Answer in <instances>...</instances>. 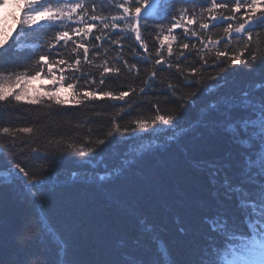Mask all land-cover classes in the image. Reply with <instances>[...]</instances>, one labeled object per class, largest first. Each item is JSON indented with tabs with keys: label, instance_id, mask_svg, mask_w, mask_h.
Masks as SVG:
<instances>
[{
	"label": "trees",
	"instance_id": "1",
	"mask_svg": "<svg viewBox=\"0 0 264 264\" xmlns=\"http://www.w3.org/2000/svg\"><path fill=\"white\" fill-rule=\"evenodd\" d=\"M104 8L110 10L107 3ZM170 22L171 15L150 23L146 34L150 50L158 47L159 26ZM209 34L219 38L223 32L218 28ZM50 35L44 29L31 33L25 37L26 48H10L0 54V67L22 71L27 66L35 71L33 61L46 51L39 46ZM259 35L264 51V31ZM124 43L121 54L132 62V47L137 52L143 50L134 37ZM174 51H178L175 45ZM115 55V50L109 52V66L120 67L123 75L109 77L117 81L110 90H127L129 85L137 89L124 102L104 99L79 106L48 107L49 101L43 105H0V127L37 129L27 146L19 140L13 146L10 137L0 135V145L5 146L0 171H7L12 166L9 161L15 160L43 180L35 195L29 193L22 175L0 185V264H196L207 235L202 218L217 207L206 163L228 164L230 174L239 179L241 159L238 146L206 121L208 105L220 97H239L264 80V65L201 69L204 78L200 85L178 90L186 97L196 91L181 108V101L167 90L169 82L183 83L181 73L163 66L146 95L139 93V87L150 75L151 63L138 64L139 75L130 74L122 61L113 60ZM193 61L199 68L202 62L194 53L189 63ZM85 70L98 77L97 69L85 66ZM114 103L117 106L113 107ZM153 104H159L162 114L177 117L175 128L157 125L147 132L114 133L94 153L80 154L86 141L107 136L113 117L121 128L136 127L132 121L137 119L150 122L156 111ZM121 106L124 112H120ZM223 118L219 112L207 117L212 121ZM18 135L28 138L27 134ZM173 135L175 142L170 141ZM32 147L39 149L38 158L31 154Z\"/></svg>",
	"mask_w": 264,
	"mask_h": 264
},
{
	"label": "snow or ice",
	"instance_id": "2",
	"mask_svg": "<svg viewBox=\"0 0 264 264\" xmlns=\"http://www.w3.org/2000/svg\"><path fill=\"white\" fill-rule=\"evenodd\" d=\"M104 3L109 5L107 12ZM104 3H98V0H20L16 6L21 8L22 17L15 27L8 29L0 24V54H6L10 48H26L25 37L38 29L47 30L51 35L39 46L46 51L33 61L35 71L27 66L22 71L0 67V105L12 102L43 105L49 101L48 107L52 104L79 106L104 99L124 102L137 89L129 85L127 90H110L117 81L109 77L123 75L120 67L109 66L108 56L112 50L116 51L113 60L122 61L130 74L139 75L138 64L151 63L152 71L139 87V93L147 95L154 88L163 66L181 73L182 84H167V90L181 101V108L183 101L196 95V91L189 92L186 97L182 92L178 94V90L200 85L204 78L201 69L207 71L208 67L225 64L230 67L243 64L250 69L257 64L264 65L259 35L264 31V0H184L183 3L180 0H104ZM5 6L6 0H0V8ZM169 15L171 22L166 26L161 24L156 33L158 47L150 50L146 39L150 23L167 19ZM218 28L223 32L219 38L209 34ZM178 29H182V33H178ZM133 37L143 51L137 52L133 46V61L130 62L121 53L124 42ZM192 38L196 42H192ZM174 45L178 51H174ZM193 53L202 62L199 68L194 66V61L189 63ZM101 56L104 58L98 61ZM85 66L97 69L98 77L90 75ZM37 81L41 84L47 81L52 87L41 89L36 86ZM258 92L261 95H256ZM62 93L70 94L72 100L62 99ZM168 99L165 95L164 100ZM128 107H131L130 103ZM153 107L156 111L151 121L134 120V128H121L113 117L107 136L86 141L80 146V154L94 153L114 133L123 136L147 132L150 126L153 130L157 125L176 127V116L162 114L159 104H153ZM124 111L121 106L120 112ZM217 112L224 117L222 120L207 119ZM207 117L208 123L219 128L238 146L241 159L239 179L230 174L228 164L206 163L217 207L202 218L207 235L196 264H222V251L237 236L245 238L250 255L256 257L247 264H264V80L241 92L239 97H220L212 101ZM34 133L37 129L32 126L0 127V135L10 137L13 146H17L18 140L24 146L31 144ZM18 134H27L28 138L21 139ZM170 141L175 142L176 137L171 136ZM4 149L5 146L0 145V156ZM19 150L23 152L24 147ZM31 154L38 158L39 149L32 147ZM9 163L11 168L0 171V185L11 183L13 177L22 175L29 193L35 195L43 186V180L30 174L15 160ZM180 231L183 233L185 229L182 227Z\"/></svg>",
	"mask_w": 264,
	"mask_h": 264
},
{
	"label": "rangeland",
	"instance_id": "3",
	"mask_svg": "<svg viewBox=\"0 0 264 264\" xmlns=\"http://www.w3.org/2000/svg\"><path fill=\"white\" fill-rule=\"evenodd\" d=\"M19 2L20 0H6V6L0 8V24H3L8 29L15 27L16 21L20 20L22 17L21 8L16 6ZM13 16H15V20L13 19ZM35 84L36 86H39L41 89H47L52 87V85L49 84L47 81H44L43 84L37 81L35 82ZM65 97L71 100L70 94L62 93L61 98L63 99Z\"/></svg>",
	"mask_w": 264,
	"mask_h": 264
}]
</instances>
